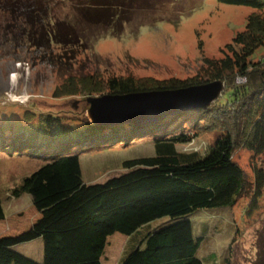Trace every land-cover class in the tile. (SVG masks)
Instances as JSON below:
<instances>
[{
    "label": "trees",
    "instance_id": "1",
    "mask_svg": "<svg viewBox=\"0 0 264 264\" xmlns=\"http://www.w3.org/2000/svg\"><path fill=\"white\" fill-rule=\"evenodd\" d=\"M79 2L89 4L82 17L95 27L115 31L129 22L134 2L145 9L170 0ZM216 2L254 12L244 30L226 45L223 58L205 59L206 74L201 79L157 81L110 76L98 86L68 81L62 92L54 93L55 97L80 94L90 99L222 82L223 92L207 108L185 107L139 125L94 126L87 122L79 129L66 126L59 116L41 114L34 121V113L26 112L24 119L34 128L26 129L22 121L18 125L8 121L0 129V152L41 161L11 191L16 198L29 195L39 217L22 233L0 237V264H102L109 239L115 234L128 238L119 264H218L213 256L198 258L204 237L202 231L194 233L190 217L202 210L232 208L249 184L234 160L235 152L243 147L254 161L264 152V0ZM5 8L13 11L6 4ZM37 9L29 7L21 14H28L25 27L20 29V38L30 36L27 46H70L71 33L66 31V35L58 23L38 25ZM38 30L44 31L39 38ZM259 52L263 55L255 59ZM209 131L215 140L203 155L177 151L178 145L189 144L201 132ZM144 138L152 140L153 155L124 161L122 174L100 184L84 183L81 154ZM252 172L251 210L264 188V171L253 167ZM3 218L0 201V220ZM161 219H165L163 224L151 228V223ZM36 240L43 245L40 262L16 249ZM259 264H264V249Z\"/></svg>",
    "mask_w": 264,
    "mask_h": 264
},
{
    "label": "rangeland",
    "instance_id": "2",
    "mask_svg": "<svg viewBox=\"0 0 264 264\" xmlns=\"http://www.w3.org/2000/svg\"><path fill=\"white\" fill-rule=\"evenodd\" d=\"M79 1L0 0L1 130L8 121L14 125L22 121L26 129L34 128L24 119L26 112L34 113V121L38 115L52 114L63 118L66 126L79 129L87 122L91 124L83 111L87 97L80 94L54 96L55 92L64 90L68 81L87 85L91 82L98 86L110 76L157 81L201 79L206 74L205 59L223 58L226 45L244 30L248 16L254 12L247 7L221 5L216 0H170L145 9L134 2L129 22L112 31L95 27L90 19L82 17V11L87 10L89 4ZM5 4L13 11L7 10ZM29 7L38 8V25L55 22L66 35V31L71 33L70 46L52 43L40 48L27 46L31 44L30 36L20 38V29L25 27L24 18L28 17L21 14L27 13ZM38 32L37 38L40 32L44 33L43 30ZM261 55L263 53L259 52L254 58ZM214 140L213 132H201L191 143L178 145L177 151L203 155ZM153 151L152 140L144 138L135 139L131 144L119 143L85 152L79 158L82 179L86 184H100L122 174L124 161L151 156ZM253 157L243 147L234 154L249 184L232 208L202 210L190 217L196 227L194 233L202 231L204 237L197 254L201 260L213 256L218 264L260 263L264 249V188L253 210L251 189L253 167L264 171V152L255 161ZM40 164L36 159L26 160L0 152V201L4 210L0 237L22 233L38 219L30 196L22 194L16 198L11 191L23 176L31 174ZM164 221L151 223V228H157ZM127 243L124 236L110 238L102 264H119ZM16 249L34 261L40 262L43 258L40 240L21 244Z\"/></svg>",
    "mask_w": 264,
    "mask_h": 264
},
{
    "label": "water",
    "instance_id": "3",
    "mask_svg": "<svg viewBox=\"0 0 264 264\" xmlns=\"http://www.w3.org/2000/svg\"><path fill=\"white\" fill-rule=\"evenodd\" d=\"M220 81L186 89L104 95L87 99L83 111L94 126L156 121L185 107L207 108L223 92Z\"/></svg>",
    "mask_w": 264,
    "mask_h": 264
},
{
    "label": "crops",
    "instance_id": "4",
    "mask_svg": "<svg viewBox=\"0 0 264 264\" xmlns=\"http://www.w3.org/2000/svg\"><path fill=\"white\" fill-rule=\"evenodd\" d=\"M116 235H119V234H115L114 236H116ZM120 236H122V235H120ZM127 238V237H126ZM127 240H128V238H127ZM128 242V241H127ZM109 243V242H108Z\"/></svg>",
    "mask_w": 264,
    "mask_h": 264
}]
</instances>
